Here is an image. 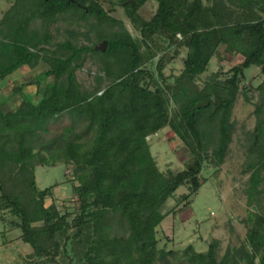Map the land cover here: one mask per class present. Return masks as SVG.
Segmentation results:
<instances>
[{
  "label": "trees",
  "instance_id": "1",
  "mask_svg": "<svg viewBox=\"0 0 264 264\" xmlns=\"http://www.w3.org/2000/svg\"><path fill=\"white\" fill-rule=\"evenodd\" d=\"M132 1L136 6L129 0L9 1L0 19V83L22 70L29 81L15 79L0 99V234L21 231L17 239L29 252L18 264H264V0ZM150 2L157 9L146 19L141 10ZM68 28L91 34L93 46L75 43ZM103 41L106 52L96 51ZM221 48L242 63L202 81ZM89 57L102 72L97 83L104 81L103 88H84L78 79ZM179 59L181 73L166 75ZM253 66L260 71L257 85L247 82ZM212 96L221 108L195 109ZM240 96L254 101L255 117L242 167L249 176L245 240L223 254L217 239L205 251L193 244L181 253L161 247L163 222L181 205L189 207L205 183V163L225 164ZM14 99L20 102L11 107ZM166 128L190 154L176 174L160 170L148 142ZM58 164L77 183L68 201L77 205L73 211L57 202L47 207L56 186L37 185L36 168ZM182 186L188 194L166 212Z\"/></svg>",
  "mask_w": 264,
  "mask_h": 264
},
{
  "label": "rangeland",
  "instance_id": "2",
  "mask_svg": "<svg viewBox=\"0 0 264 264\" xmlns=\"http://www.w3.org/2000/svg\"><path fill=\"white\" fill-rule=\"evenodd\" d=\"M9 1L0 0V19L9 8ZM156 9L157 4L150 2L141 10V15L149 19ZM116 14L123 18V22L133 37L138 38L139 32L132 27L121 7L117 6ZM58 36L61 40L62 36ZM66 36L80 46H93L94 43L93 36L85 32L84 29L68 28L66 29ZM224 51V48H221L219 54L211 61L208 72L201 78L202 81L217 71L225 73L242 63V57L229 56ZM184 55L185 53H183L182 58ZM94 62L95 59L89 57L84 67L77 72L78 79L84 88L92 86L93 89L103 88L105 85L104 81L100 84L97 83V78L102 77V72L98 66H95ZM182 69V60L179 59L170 64L165 73L166 75H179ZM24 74L22 70L7 80L6 83H0V88L4 89L0 99H5L6 95L9 96L10 89L7 87L10 88L14 85L15 79L23 82L29 81V77L24 78ZM246 75L247 82H253L254 85L260 82L259 68L253 66L247 69ZM52 80V78L44 79L41 85L45 86ZM6 84L11 86L3 87ZM34 90V87H29L27 91L33 93ZM252 95L250 93V97ZM19 102L20 100L14 99L10 106L15 107ZM253 102H246L243 96L239 97L233 112L235 132L226 162L219 169L208 162L205 163L201 175L205 183L191 199L189 207L185 208L181 205L177 208L179 197L188 194V189L185 186L180 187L176 191L175 197L169 200L166 212L177 209L166 218L158 232L161 247L167 244L168 249L181 253L187 246L193 244L198 251H205L208 243L217 239L220 241L221 253L223 254L227 248L238 247L245 240L247 228L243 220L249 212L245 195L249 176L242 175V167L247 158L250 133L255 127ZM148 142L151 146L152 155L163 173L176 174L184 170L185 163L190 158L189 151L169 128L150 137ZM36 179L40 190L56 186L53 197L46 201L47 207L53 202H57L61 210L64 209V211L67 209L73 211L77 207L76 204L68 202L73 198V187L77 183L73 181L70 170L64 164H58L54 167L38 166ZM7 217L10 218V216ZM2 230L3 224L0 222V232ZM20 235V230L0 234V264H18L19 256L29 252L28 246L17 239Z\"/></svg>",
  "mask_w": 264,
  "mask_h": 264
},
{
  "label": "water",
  "instance_id": "3",
  "mask_svg": "<svg viewBox=\"0 0 264 264\" xmlns=\"http://www.w3.org/2000/svg\"><path fill=\"white\" fill-rule=\"evenodd\" d=\"M129 3L133 7L136 6V3L133 2L132 0H129ZM107 45H108V42L107 41H103L102 43L98 44L95 47V50L104 53V52H106ZM209 105L215 106V110H218L222 106V101L218 97L212 96L209 99H207L206 101L197 103V105L195 106V109L207 108Z\"/></svg>",
  "mask_w": 264,
  "mask_h": 264
},
{
  "label": "crops",
  "instance_id": "4",
  "mask_svg": "<svg viewBox=\"0 0 264 264\" xmlns=\"http://www.w3.org/2000/svg\"><path fill=\"white\" fill-rule=\"evenodd\" d=\"M19 80V79H18ZM6 87H7V85H5ZM5 86H3V87H5ZM11 86V85H10ZM4 91V89H2V88H0V98H1V96H2V94H1V92H3ZM1 100H3V99H1Z\"/></svg>",
  "mask_w": 264,
  "mask_h": 264
}]
</instances>
